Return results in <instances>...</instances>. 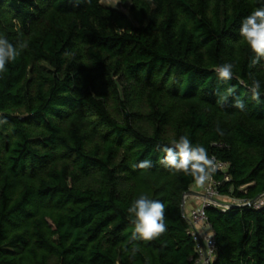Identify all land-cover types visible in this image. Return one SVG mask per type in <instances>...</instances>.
<instances>
[{
    "label": "trees",
    "instance_id": "obj_1",
    "mask_svg": "<svg viewBox=\"0 0 264 264\" xmlns=\"http://www.w3.org/2000/svg\"><path fill=\"white\" fill-rule=\"evenodd\" d=\"M130 2L132 20L101 0H0V36L27 44L0 74V264H194L182 203L195 183L158 163L182 135L227 163L219 193L242 201L206 207L210 264H264V95L248 87L251 73L264 91V59L249 67L239 35L264 0ZM142 194L165 204L167 232L130 242Z\"/></svg>",
    "mask_w": 264,
    "mask_h": 264
},
{
    "label": "clouds",
    "instance_id": "obj_2",
    "mask_svg": "<svg viewBox=\"0 0 264 264\" xmlns=\"http://www.w3.org/2000/svg\"><path fill=\"white\" fill-rule=\"evenodd\" d=\"M239 35L251 51L255 53V58L252 59L249 65V67H253L261 59H264V7L254 9L242 19ZM18 47L26 48L27 44L20 42L16 45L10 43L6 37L0 36V74L6 73L8 71L7 65L17 60ZM235 67V64L225 62L217 65L214 70L220 80L227 82L233 79V69ZM249 76L251 85L248 87L251 92V99L259 103L261 102V96L264 95L261 82L255 79L251 73ZM234 91V87L230 86L224 93H218L217 95H219L220 101H224ZM233 107L240 112L246 110V104L240 99L234 101ZM7 123L6 117H0V125ZM216 132L218 135H224V131L219 126L216 128ZM157 149L163 153L162 158L158 161L159 164L171 171L182 172L184 175L192 177L193 182L198 187H204L217 170L215 157H210L204 146L194 145L187 135H182L178 140H173L170 145H158ZM152 167L153 162L148 159L133 165V168L142 170L151 169ZM165 211V204L161 201L149 199L143 194L135 199L127 209L129 219L133 225L129 241H152L166 233ZM135 251L136 249L133 248L131 252L133 256Z\"/></svg>",
    "mask_w": 264,
    "mask_h": 264
},
{
    "label": "built area",
    "instance_id": "obj_3",
    "mask_svg": "<svg viewBox=\"0 0 264 264\" xmlns=\"http://www.w3.org/2000/svg\"><path fill=\"white\" fill-rule=\"evenodd\" d=\"M217 164V170H222L224 172L225 178L229 179V176L225 173L227 163L219 161L215 158ZM216 170V171H217ZM219 182L216 180L214 174L210 181H208L203 187L202 193L199 194L201 198V203L195 207H192L189 212L186 213L188 219L190 230L196 241V250L198 252V257L194 264H209L218 249V242L215 232L209 222V218L206 212V207L210 204L221 207L226 210L234 203H223L217 199L220 195L218 190ZM238 200V199H237ZM241 204L242 201L238 200ZM264 203V193L256 201V206ZM208 254V258H206Z\"/></svg>",
    "mask_w": 264,
    "mask_h": 264
},
{
    "label": "rangeland",
    "instance_id": "obj_4",
    "mask_svg": "<svg viewBox=\"0 0 264 264\" xmlns=\"http://www.w3.org/2000/svg\"><path fill=\"white\" fill-rule=\"evenodd\" d=\"M101 2L106 6L112 7L116 10H119V11L129 15L131 20L133 19L132 15L130 13V4H131L130 0H129L128 4H123L121 0H101ZM198 191L200 193H202V190L198 189ZM217 199H219V201H221L223 203H234V202L238 203L237 198H235L229 194H220L217 197Z\"/></svg>",
    "mask_w": 264,
    "mask_h": 264
},
{
    "label": "crops",
    "instance_id": "obj_5",
    "mask_svg": "<svg viewBox=\"0 0 264 264\" xmlns=\"http://www.w3.org/2000/svg\"><path fill=\"white\" fill-rule=\"evenodd\" d=\"M198 189L203 190V188L201 189V187H198L197 185H193L190 190L200 193ZM201 201L202 200L199 195L195 193L189 194L185 199V214L189 212L192 207L199 205Z\"/></svg>",
    "mask_w": 264,
    "mask_h": 264
},
{
    "label": "water",
    "instance_id": "obj_6",
    "mask_svg": "<svg viewBox=\"0 0 264 264\" xmlns=\"http://www.w3.org/2000/svg\"><path fill=\"white\" fill-rule=\"evenodd\" d=\"M191 193H195V194H197V195L201 194V193L193 192L192 190H189V191H187V192L183 195L182 208H183V211H184V212H185V198L187 197V195H189V194H191ZM257 199H258V197L255 198V199H253V200H251L249 204H253ZM233 205L241 206V204H233ZM206 258H208V254H206Z\"/></svg>",
    "mask_w": 264,
    "mask_h": 264
},
{
    "label": "bare ground",
    "instance_id": "obj_7",
    "mask_svg": "<svg viewBox=\"0 0 264 264\" xmlns=\"http://www.w3.org/2000/svg\"><path fill=\"white\" fill-rule=\"evenodd\" d=\"M188 196V195H187ZM246 203H250V202H246ZM234 204H239V203H234Z\"/></svg>",
    "mask_w": 264,
    "mask_h": 264
}]
</instances>
